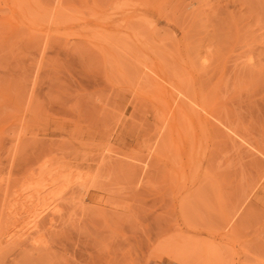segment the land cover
I'll return each instance as SVG.
<instances>
[{
	"label": "rangeland",
	"instance_id": "1",
	"mask_svg": "<svg viewBox=\"0 0 264 264\" xmlns=\"http://www.w3.org/2000/svg\"><path fill=\"white\" fill-rule=\"evenodd\" d=\"M44 183L0 264H264V0H0L5 234Z\"/></svg>",
	"mask_w": 264,
	"mask_h": 264
},
{
	"label": "bare ground",
	"instance_id": "2",
	"mask_svg": "<svg viewBox=\"0 0 264 264\" xmlns=\"http://www.w3.org/2000/svg\"><path fill=\"white\" fill-rule=\"evenodd\" d=\"M57 169H58V168H54V169H49V170H44V171H43V173H46V172H47V173H46L47 176L50 174L49 178L45 179V180L50 181V182H49L50 184H53L54 181H57V179L60 178L59 175H62L61 172L58 171ZM52 171H54L53 174L51 173ZM57 171H58L60 174L57 173ZM54 173L56 174V176H55ZM46 174H45V175H46ZM51 174H52V175H51ZM57 174H59V175L57 176ZM45 175H44V176H45ZM44 176H43V177H44ZM45 177H46V176H45ZM79 182H81V181H79ZM46 184H47V183H46ZM46 184L44 183V184H42V186L40 185L41 187H38V186H37L38 188H37V187H36V188L33 187L32 194H29L28 196L23 197V199H22V197H20V195H17V196H16V200H18V201H17V204H20L21 202H19V201H20V200H21V201L23 200V202L21 203V207H20V205H19V207H20L21 209L16 205V203H15L16 208H10V207H12L14 204H13V205L11 204L12 206L10 205V207L8 206L9 209H8V207L6 208L7 211L10 210L9 212H11V209H13L12 212H14V211H15L14 209H16L17 211H16L15 213L17 214V212H19V213H18V216H20L19 214L22 213V215H23L24 217H22V216H20V217L22 218V220L25 219V220H27V221L24 222V221L21 220V221L23 222V226H22V225L20 224L21 221H20L19 218H18V220L20 221V223L16 224L15 222H16V221L18 222V220L16 219V217H13V216H15V213H12V212H11V213L13 214V215L11 214L12 216H11V215L8 216V213H9V212H7V214L4 213L5 215H7L6 218H8L9 221H10L11 219H12L11 221H13V218H14V219H16V221L14 220L15 222H14V221H13V222H14L16 225H18V226L20 225L19 227H21V226H22V227L20 228V230L18 229V230L20 231V235H19V231L15 230L14 227H13V225L11 226V224H13V222H10V225H9V224H8L9 221H8V223H6L7 226H5V224H3V225L1 224L2 227L5 228V230L7 229L8 225H9V227L11 226L10 228L13 227L14 231H17V232H14V231H13V232L15 233V234H13V232H12V231L10 230V228L8 227V229H9V231H11V233H9V231L7 230V232H6V234H5V231H3L4 229H3V230L0 229V245L3 244V241H4V240H5L4 242L7 243V242H6V237H8V238H7V241H9V240H10L9 238H12V236H14V235L16 236V238H21V239H23V237H24V239H25L26 235L29 236V233H28V232H29V230H31V229H29V228H33V227H34L35 230L37 229L36 227L40 225V224H38V223L40 222L41 212H44V211L36 212V210H35L33 207H34V202H36L37 200L42 199V194H43V192H44L43 189H44L45 186H47ZM79 187H80V186H79ZM34 188L36 189L35 192H34V190H35ZM81 188H82V187H81ZM41 189H42V190H41ZM33 193H35V194H33ZM16 200H15V201H16ZM13 207H14V206H13ZM17 207H18V208H17ZM19 209H20L21 211H19ZM5 215H3V217H4ZM16 216H17V215H16ZM18 216H17V217H18ZM39 216H40V218H39ZM10 217H11V218H10ZM12 217H13V218H12ZM38 218H39V220H38ZM3 219H4V218H3ZM8 219H7V220H8ZM0 221H1V220H0ZM2 221H3V220H2ZM4 221H5V220H4ZM38 221H39V222H38ZM41 224H42V223H41ZM16 225H15V226H16ZM4 226H5V227H4ZM18 226H16V227H18ZM2 227H1V228H2ZM13 229H12V230H13ZM16 229H17V228H16ZM32 230H33V229H32ZM2 231H3V232H2ZM17 233H18V234H17ZM9 234H13V235H9ZM16 234L19 235L20 237H19V236L17 237ZM2 235H5V238H4ZM15 236L13 237L14 240H15L14 242L17 241V240L15 239ZM3 238H4V240H3ZM24 239H23V240H24ZM19 240H20V239H19ZM11 241L13 242V240L11 239V240L9 241V244L11 243ZM17 242L19 243V242H21V241H17ZM17 242H16V243H17ZM2 246H3V245H1V247H2ZM1 247H0V251H1ZM176 247H177V246H176ZM176 247H174V250H176ZM178 248H179V247H177V250H178ZM179 249H180V248H179ZM177 250H176V252H177ZM181 250H182V249H181ZM188 251H189V250H188ZM173 252H174V251H173ZM178 252H179V251H178ZM181 252H182V251H181ZM183 252H184V251H183ZM179 253H180V252H179ZM184 253H185V252H184ZM184 253H183V254H184ZM177 259H178V258H175L174 260H177ZM174 262L176 263V261H174ZM177 263H178V260H177Z\"/></svg>",
	"mask_w": 264,
	"mask_h": 264
}]
</instances>
